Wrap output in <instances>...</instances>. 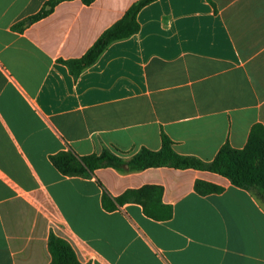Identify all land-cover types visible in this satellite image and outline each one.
Segmentation results:
<instances>
[{
    "label": "crops",
    "instance_id": "0c3cea01",
    "mask_svg": "<svg viewBox=\"0 0 264 264\" xmlns=\"http://www.w3.org/2000/svg\"><path fill=\"white\" fill-rule=\"evenodd\" d=\"M48 1L0 0V264H51V233L81 264H264L256 191L194 169L69 177L50 161L68 150L130 158L160 150L162 133L205 162L226 143L244 148L264 126V0H156L138 13L137 34L78 77L63 62L140 0L64 1L14 28ZM197 182L223 191L202 195ZM144 187L161 189L147 198H160L154 212L170 209L169 219L132 201L103 205L104 192Z\"/></svg>",
    "mask_w": 264,
    "mask_h": 264
},
{
    "label": "trees",
    "instance_id": "16d2710c",
    "mask_svg": "<svg viewBox=\"0 0 264 264\" xmlns=\"http://www.w3.org/2000/svg\"><path fill=\"white\" fill-rule=\"evenodd\" d=\"M70 0H49L34 16L17 24L14 28L21 29L28 21L34 22L49 15L54 7L61 2ZM91 4L94 0H82ZM156 0H140L126 12L123 18L107 29L96 43L80 59L62 61L74 77H78L83 70L92 66L110 44L125 40L137 34L140 30L138 13L141 9ZM162 147L158 151L142 148L130 158L104 149L101 154L78 156L72 150L59 152L50 156L53 166L64 176L89 177L98 169L112 168L120 174L143 171L149 168L167 167L173 169H194L217 174L228 179L232 185L250 191H256L264 196V126L256 124L252 127L247 144L242 149H235L229 143L224 144L216 157L205 162L192 156H183L175 152L172 140L162 133ZM196 191L202 195L220 193L222 188L205 182L196 183ZM155 191L161 194L160 188L144 187L130 190L122 196L112 199L108 193L103 194V205L106 209H116L118 205L132 201L143 206L146 215L152 218L169 219L172 215L169 209L167 214L158 216L154 209L161 203L160 198L154 202L147 198V193ZM156 194V195H157ZM112 204H109V203ZM48 247L52 256L51 264H81L71 247L63 238L50 234Z\"/></svg>",
    "mask_w": 264,
    "mask_h": 264
}]
</instances>
